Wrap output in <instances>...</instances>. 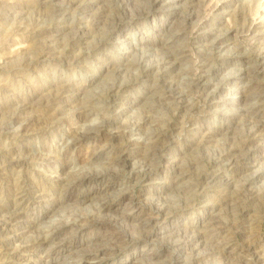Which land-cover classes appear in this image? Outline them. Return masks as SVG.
<instances>
[{
	"label": "rangeland",
	"instance_id": "374dc122",
	"mask_svg": "<svg viewBox=\"0 0 264 264\" xmlns=\"http://www.w3.org/2000/svg\"><path fill=\"white\" fill-rule=\"evenodd\" d=\"M56 1L61 0H0V124L5 126L0 131V208L8 206V213L16 207L20 208L29 221L23 238L13 241L11 246L4 245L3 235L0 234V264H20L18 258L29 255L33 264H81L80 256L71 255L82 249L81 246L85 243L87 245V241L105 245L114 241L127 244V248L106 264H187L191 255L189 250L184 248L174 254V248L171 251L162 246L163 238L159 239L156 246L145 247L138 224L134 222V226L127 225L119 218L117 222L109 221L105 225L88 228L82 234L68 229L57 242L47 243L45 247L37 245L40 239L52 238L53 230L59 226L69 227L101 215L98 212L100 206L111 203L112 200L117 201L120 193H127L126 203L130 198L138 201V207L144 211L143 219L148 218L151 205L157 203L156 197L152 195L154 190L162 192L169 199L172 212L168 219L160 216L161 223L155 226L157 229L169 228L162 236L182 230L204 236L202 248L206 255L196 264H240L241 260L251 259L242 250L250 243L260 253L251 264H264V177L257 179V176H252L260 169L264 170V152L257 155L259 162L246 173L240 174L245 167L244 163H240L234 170L224 171L218 187L204 191L180 187L175 189L170 182L172 170L167 163L173 158L181 159L187 165L199 160L202 164L199 163L189 171L192 178L186 179L179 186L193 184L201 172L217 171L215 160L220 152L227 149L228 137L224 132L228 130V126L231 130L234 129L235 137H243L244 125L250 118L243 116L229 119L227 116H233L237 107L223 106V102H239L242 90L251 85V80L262 85V94L264 93V71L251 80H234L245 71L250 73L258 64L264 68V0H195V17L188 23L184 34L173 44L172 38L176 32L170 29L175 26L179 17L172 15V12L151 9L149 0H135L144 11L139 13V10H135L132 13L133 20H126L127 22L118 26L116 32H122L123 40L131 38L137 52L133 51L132 45H121V41L117 39L107 40V33L112 30L113 22L124 17L120 10V0H93L94 9L91 14L103 10L107 18L106 24L93 30L86 38H77L73 42L69 40L70 30H65L63 41L66 44L62 42L60 50L48 56L49 58L40 60L46 47L44 40V43L40 39L37 42L36 32H47L48 28L55 31L60 27H68L70 23L89 26L86 15L79 11L67 18L56 12L53 8ZM15 3L22 6V19L11 10L10 5ZM170 5H173V0H166V6ZM149 11L150 14H147ZM210 29H215L216 35L229 38L225 46L212 49L198 43V36ZM256 31L262 33L261 38L255 36ZM251 33L255 34L252 36ZM160 38L162 43H159ZM170 45L174 50H182L187 55L179 68L165 77L164 70L159 72L156 69L157 72L146 73L144 66L157 67L172 52ZM63 47H66L65 50ZM143 53L151 55L147 63L140 69L133 67ZM206 62H210L215 71H209L210 66H204ZM114 63H130L132 66L128 72L123 73L120 80H114ZM198 81L211 85L215 101L213 105L209 103V107L204 108L203 112H191L188 110L189 104H204V94L193 86ZM220 82H223L222 87L218 89ZM172 83L179 86L180 91L188 93L187 102L172 104L165 102L158 93L151 94V91L160 92L163 85ZM62 85L81 88L83 93L76 94L75 98L80 100L76 106L70 105L72 99L61 102L59 108L63 112L54 117V111L50 112L54 106L51 107L47 99L55 87ZM28 100L27 108L20 113L16 104ZM9 104H14L13 108L6 109ZM254 104L253 100L239 107L251 108ZM80 115L83 117L80 118ZM146 118H151V123H146L141 132L136 131L137 124H143ZM28 119L32 120V125L25 130L22 123ZM261 121L264 123V118ZM112 123L115 125H111ZM90 127L97 128L99 136L72 147L68 140L71 132H86ZM168 127H172L167 131L168 137H171L170 149L165 153V158L156 159L150 166V171L155 176L152 186L145 183V175L139 169H134L137 163L143 162L141 157L133 159L125 169L107 163V159L112 156L136 152V148L131 146L134 142L143 144L139 151L146 155L153 134L164 132ZM117 128L126 131L121 140L116 138ZM200 128L203 133L221 130L223 135L217 137L215 144L203 148H198L195 144L188 148V143L196 138L201 139L202 136H198L199 131L196 130ZM11 148L28 149L30 152L22 153L21 159L12 161L8 155ZM44 158L51 159L49 164L43 161ZM63 166L66 168L61 170ZM2 169H7V175H4ZM110 170L119 172L120 175L115 176V179L107 178L80 187L71 197H67V187L75 178ZM59 172L63 173L65 181L59 180ZM232 172L236 174L230 176ZM110 183L114 185L109 188L106 196L97 193L98 187H106ZM21 188L26 192L23 197L19 195ZM39 191L42 192V199H38ZM227 195L240 198L248 215L238 223L243 226L241 229L230 230V240L224 251L219 242L213 241V232L206 230L205 233V227L211 217H217L227 226H233L234 216L228 213L227 207L218 205L220 198ZM121 212L119 215H112L120 216ZM65 238L67 243L65 242L64 248L56 250V244ZM151 255L153 258H150Z\"/></svg>",
	"mask_w": 264,
	"mask_h": 264
},
{
	"label": "bare ground",
	"instance_id": "6f19581e",
	"mask_svg": "<svg viewBox=\"0 0 264 264\" xmlns=\"http://www.w3.org/2000/svg\"><path fill=\"white\" fill-rule=\"evenodd\" d=\"M120 2H121L120 8L122 7V9H120V10H122V16H124V17H122V18L120 17L119 19H116V21L113 20L114 21L113 26H111L112 30L107 33V38H108L107 40L110 41L113 39H117L118 41H121V43H120L121 45H124V46L125 45H127V46L132 45V48L134 49L133 51H135L136 47H135V44L132 43L131 38L127 37V39L123 40L121 38L123 36L122 32L121 31L116 32V29L118 28L119 25L123 24L124 22H127L126 20H129V21L133 20L134 14L132 16V13L135 10H137V11L139 10V13L144 11V10L141 9V7L138 5V3L135 0H120ZM93 3H94L93 0H61V1L54 4V7H53L54 10H56V12L60 13L62 16H66V18L73 15L74 13H76L78 11L83 13L84 15H86L85 17H87L86 22L88 23L89 26H82L81 24L70 23L71 25L68 24L69 25L68 27L67 26L64 28L60 27L57 30H55V28H54L55 31L49 30V28H48L47 32H45V31L44 32L43 31L36 32V38H38L37 42L39 41V39H40V42H43V40H44V42H45V43L43 42L44 47H46L44 52L43 51H42L43 53L41 52L43 55L41 56L40 60H42L44 58L46 59V57H48V56L50 57L51 55H53L55 51L57 52V50L61 46L62 42L65 43V41H63L65 38V37L63 38V36L65 34V30H70V31H68L69 34L71 33V37L69 38V40H70V42H73L77 38H79L80 40L83 38H86L90 33L92 34L93 30L94 31L98 30L102 25L106 24L107 18H106L105 12H103V10L102 11L98 10L97 13L91 14V11H93L92 9H94ZM149 3H150V8L153 10H157V11H161V12L162 11L163 12H172V15L179 17L178 18L179 20L175 23V26H173L170 29L171 31L174 30L176 32V35L175 36L173 35L174 38H172V39H174V41H172V44L174 42H176L180 38L181 35L184 34V32L187 29L186 27H187L188 23H190L193 20V17H195V14H196L195 10H194L195 9V7H194L195 0H173V5H170V6H166V0H152V1L149 0ZM2 6H4V5H2ZM10 7H11V10L15 14H17L18 17H20L19 19H22L21 18V17H23L22 6L20 4L15 3L12 6L10 5ZM134 8H136V9H134ZM175 10H177V11H175ZM12 11H10V12H12ZM3 12L4 11H2V13ZM6 12H8V10H6ZM0 13H1V11H0ZM146 13L150 14V11L146 12ZM18 28L21 29V27H18ZM42 30H44V29H42ZM231 31L232 30H230V32ZM74 32H76V33H74ZM254 34L251 33L252 36ZM261 34L262 33L257 32L255 34V36L261 38L260 37ZM42 37H44V39H42ZM161 37L165 38L166 36H161ZM41 39H42V41H41ZM228 39H229L228 37L225 38V37L216 35L215 29H210L209 31H207V32L205 31V33L203 32L201 35H199L197 40H198L199 44H205L206 47H210L212 49H216V47H218L220 49L223 46H225ZM66 41H67V38H66ZM159 43H162L161 38H160ZM165 44H163V45H165ZM169 47L171 49L170 48H168V49L172 50V52H169L166 56L164 55L165 56L164 59L162 60V62H160V64L157 67H153L152 65L144 66V64L147 63L148 59L151 56V55L148 56L144 53L141 54V56L138 54L140 56V59L137 63L134 64L133 67H138V69H140V68H143V66H144L145 72L148 74L154 73L156 71V69L159 72H160V70H164V73H165L164 77L169 75L170 73H174L179 68V66L181 65L183 60H185L187 58V55L182 50H180V51L174 50V48L171 45ZM65 48H64V50H65ZM144 50H147V48H145ZM136 52H137V50H136ZM262 56L264 59V52H263ZM27 58H29L28 55H27ZM27 58H25V59H27ZM32 59H34V58H32ZM230 61H233V60H230ZM240 61H243V60L241 59ZM26 63H25V65H26ZM30 64H32V63L30 62ZM116 64L117 63H114V69L112 70L113 71L112 74L114 76V80H120L122 78L123 73L128 72V69L132 65H129L130 63L129 64L122 63L121 65H119V64L116 65ZM204 66L209 67L210 62H209V64L206 62ZM211 70L215 71V68L213 69L210 66L209 71H211ZM263 71H264L263 66L261 64H258L256 69H254L253 71H250V73L248 71H245L243 74H241L239 76V78H235L234 80L235 81L246 80L247 78H249V80H251V79L259 76ZM204 72H206V71H204ZM250 82H251V85L248 86L247 88L244 87V89L242 90V92H241L242 98L239 102L229 101V100H225L223 102V106L237 107V108H235V110L237 109V111L234 110L235 113L234 114L232 113L233 116H230V117L227 116L229 119L234 120L237 117H243V116L250 118V120L247 121L244 125L245 131L243 133V137H241V138L235 137L234 129L231 130V128L228 126V130H226V132H224V134L228 137L227 149L222 153L220 152L218 158H216V160H215L216 161L215 167H216L217 171L214 173H209L207 171L201 172L199 175H197L193 184L189 183L187 185L179 186L180 184H183L186 179L192 178L189 176L190 175L189 171H191L194 167H196V165L201 163L199 160L194 159L195 161L193 162V160H192L193 163L189 164V165L185 164L184 163L185 161H181V159H178V158H175V159L173 158L172 160H168L167 163L169 164V166L172 170V174H171L172 176L170 177V182L172 183V186L175 189H179V187L181 189L182 188L183 189L189 188V189H192L195 191H202V190L204 191V190H209V189H213V188L215 189L216 187H218L219 181L222 180L221 176H223V174H225L224 171L225 172L232 171L235 169V167L238 164L244 163L245 167L242 168V171L240 172V174H241V173H246L250 168L255 166V164L258 161L257 155L261 152H264V123H263V121H261V119L264 118V112H263V102H264V100H263L264 95L263 94L264 93L262 94V92H263L262 91L263 90L262 85L253 83L252 80ZM222 83L223 82L218 83V85H217L218 89H220L222 87ZM195 84L196 85H193V86L196 87L197 89H199L202 92V94H204V97H205L204 104H202V105H200V104L196 105L195 104L194 106H191L189 104L188 110L191 112H193V111L203 112L204 108H206L207 106L209 107V103H211V105H213L212 103H213V101H215V98H214L215 92L211 91V88H210L211 85L210 84H205V83L203 84V83H200L199 81H198V83H195ZM115 85H116V83H115ZM162 89L163 90L160 92H158V90H156V91L153 90V91H151V94L152 93H154V94L158 93V94H160L161 98L164 99L165 102L172 103V104H178L179 105L181 103L187 102L188 93H184V92L180 91L179 86H177L176 84H173V83L169 84V85L165 84V85H163ZM194 90H196V89L194 88ZM81 93H83V89H81V88L75 89V88H72L71 86H67V85L55 87L52 94L47 99V103L49 102L51 104V107L54 106V109L51 108V111H50V112L54 111L52 115H54V117L61 115V113L63 112L59 108L60 107L59 104L61 102L62 103L68 102L70 99H72V102L70 101L71 106L73 104L76 106V104L80 103L79 102L80 100L78 98H75V96H77ZM189 96H190V94H189ZM253 100L255 101V104L253 107H251V108L239 107L243 104L246 105L250 101H253ZM28 104H29V100L26 102H22V103L19 102L16 104V108H18L19 112L21 113L24 111L25 108H27ZM17 105H18V107H17ZM13 106H14V104H9V106H7L6 109L13 108ZM82 117H83V115H80V118H82ZM16 119H15V123L18 120V119L17 120ZM54 119H56V118H54ZM150 119L151 118H149L147 120V118H146V119H144L143 124L142 123L137 124L136 131L141 132L143 130V128L145 127L146 123H151ZM49 120H50V118H49ZM31 121H29V119H28L27 121L22 123L23 129L27 130V129L31 128V125H32ZM13 122H14V118H13ZM45 122H46V120L44 121V123ZM42 124H43V121H42ZM113 124L114 123H112L111 125H113ZM171 128L172 127H168V129L164 132H155L153 134L151 145H150V147H148L149 152L147 154L145 153L146 155H142L139 151L140 148L143 146V144L134 142L133 144H131V146L136 148V150H137L136 152H132V153H126L125 152L122 154L112 156V157L107 159V163L110 166H122L125 169L133 159H135V158L137 159L138 157H141L143 162L137 163V165L134 166V169H139L140 172L143 173V175H145V176H143L145 183H147L149 186H152L153 185L152 181L155 180V178H154L155 176H153V173L150 171V166L152 165V163H155L154 161L156 159L165 158V153L169 151V149H170L169 144H170V138L171 137H168L167 131H169ZM2 129L3 130L5 129L4 124L3 125L0 124V131ZM117 130H118L117 133L115 132L116 138L121 140L126 135V131L122 130L121 128H117ZM196 130L199 131V135L198 134L197 135L202 136V137H200L201 139L196 138L193 141H191L190 143H188V148L192 147L195 144L198 145V148H203L209 144H215V143H217V137L223 135V131H221V130H216V131L211 130L212 132L207 131V133L201 132L200 131V130H202L201 128L196 129ZM79 132L75 130L74 132H71V134H70L71 136L68 140L70 141V144L72 145V147L82 145V144H84V143H86L92 139H96L99 136V130L95 127H90L86 132H83V130L80 133ZM194 134H196V133H194ZM29 152L30 151L28 149L15 150L14 148H11L8 151V155L10 156V158L13 161V159H15V160L21 159L22 153H29ZM101 154L102 153H100V155ZM50 160H51L50 158L49 159L48 158L43 159V161L47 164H49ZM65 168L66 167L63 166L61 168V170L65 169ZM2 170H3V172H5L4 175H7V173H6L7 169H2ZM234 174H236V173L232 172V174L230 176H234ZM118 175H120L119 172H113L111 170L108 172L99 173V174H83V175H80L78 178H75L74 180L72 179L73 180L72 183L70 185H68V187H67L66 195H68L67 197L69 198L72 196V194H74L75 190H77L80 187H83V186L88 185V184H94L100 180H104L107 178L115 179V176H118ZM62 176H63L62 172L59 175H57V177H59V180L65 181L66 180L65 176L64 177H62ZM252 176H257V179L264 177V170L260 169L259 171H257ZM248 181H250V179ZM170 182L168 184H171ZM113 185L114 184L110 183L106 187H98L96 189V191L98 194H103L104 196H106V194L109 193V191H110L109 188H111V186H113ZM20 190H22V191L19 192L20 193L19 195H22V197H23V194H25L26 192L22 188ZM38 194H40L38 199H42V197H43L42 192L39 191ZM152 195L156 197L157 203L155 202L151 205V208H150L151 213H150V216L148 215V218L143 219L144 211H143V209H140L138 207V205H139L138 201L133 200V198H130V201L128 203H126L128 200L127 193H120L117 196L118 197V199H116L117 201L112 200L111 203L108 201L109 203L106 202L107 204L100 203L103 205H101L99 208V211L98 210L97 211L101 215L106 214L105 216H102V217H100L101 215L93 216V217H90L87 220H85V222L79 221V222H77V224H74V225L69 226V227L59 226L53 230L52 238L46 237V238H43L40 240L37 239L38 242L36 240L35 241L37 242V245L45 247L47 245V243L57 242L63 236V234H65V232H67L68 229L73 230L77 234H82L88 228H93V227L105 225L106 222H109V221H116L117 222V220L122 219L121 222L123 221L127 225H133L134 222H136L138 224L137 226H138L139 230H141V241L145 247L156 246L157 243L159 242V239L163 238L161 244H162V246L166 247L167 250L174 248L173 252L175 254L181 250H184V248H186L191 253L190 259H189L190 261L187 264L198 263L199 260H201L206 255V252L202 248V246H203L202 242H203L204 236L201 235V233L200 234L194 233V232L189 233V231H186V230L174 232L172 235L162 236L169 231L168 230L169 228L167 229V227H161V228L157 229V227H155V226H157V225H159V223H161L159 221L160 216H162L165 219H168L170 216H172V214H171L172 212L170 211V206H169V199L167 197L163 196L162 192H159L157 190H154ZM22 200L24 201V198H22ZM218 205L227 207L226 209H228L227 210L228 213H230V215L234 216L233 218H235V222H234L233 226H227L222 221H220L219 218L211 217L210 221L208 222L209 224L207 226L205 225L206 226L205 227L206 228L205 233H206V230L209 233L213 232V234H212L213 235V237H212L213 241L219 242L221 244L220 248L222 250L226 251V249L228 247L229 240H230V235H231L230 230L232 228L241 229L243 227V226H241V224H238V223H240V220L242 218H244L248 215V210L245 208V206H244L245 204H243V202L241 201L240 198L233 197L232 195H227L222 199L220 198V200L218 201ZM121 211H123V212H121ZM8 212H9L8 206L0 208V234L3 235L2 241L6 247L11 246L13 241H16L17 239L23 238V236L25 234L24 231H25V229L28 228L26 226L29 223V221L27 219L28 217L21 213L20 208L16 207L14 209V211H12L11 213H8ZM120 212H121L120 216L114 217L112 215V214H118ZM110 214L112 215L111 218H109ZM163 223H166V222L164 221ZM166 230H168V231H166ZM206 236H207V234H206ZM65 242L67 243V239L66 238L62 239L59 243L56 244L55 249L56 250L63 249L65 246ZM53 247H54V245H53ZM81 247H83V248L78 250V251L73 252V255H71L74 257L80 256L79 258L82 262L81 264H106L110 259H112L114 256H117L125 248H127V244H124V242H122V241H114V242L110 243L109 245H105V244L95 243L92 241H87V245L85 243ZM257 247H258V245H257ZM26 249H30V248H26ZM50 249H51V247H50ZM172 249H171V251H172ZM242 250H244V252L249 257H251V259L247 260L248 258H246V260H241L240 264H251L253 261L255 262V260H257V258L260 255L259 251L256 250V246L254 244H251V243L248 244L247 246H245L244 249H242ZM147 255H149V254H147ZM29 256H26V257L20 256L18 258L19 261H21L20 264H24V263L33 264V259ZM150 258H153L152 255L150 256Z\"/></svg>",
	"mask_w": 264,
	"mask_h": 264
}]
</instances>
